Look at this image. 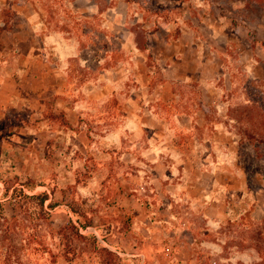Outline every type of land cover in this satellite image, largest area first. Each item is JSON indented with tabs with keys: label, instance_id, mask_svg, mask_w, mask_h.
Segmentation results:
<instances>
[{
	"label": "rangeland",
	"instance_id": "obj_1",
	"mask_svg": "<svg viewBox=\"0 0 264 264\" xmlns=\"http://www.w3.org/2000/svg\"><path fill=\"white\" fill-rule=\"evenodd\" d=\"M35 1L48 10L49 0ZM127 1L125 18L117 0H96L99 31L92 21L89 36L67 38L52 13L35 26L19 12L25 0H0V177L55 202L38 233L56 260L29 248L28 264H106L88 239L65 254L69 220L88 224L82 232L115 254L112 264H264V3L199 0L233 36H219L206 75L167 85L153 53L166 9ZM55 2L73 11L71 25L91 8ZM130 112H149L146 124ZM201 170L206 181L218 170L217 188L197 181Z\"/></svg>",
	"mask_w": 264,
	"mask_h": 264
},
{
	"label": "crops",
	"instance_id": "obj_2",
	"mask_svg": "<svg viewBox=\"0 0 264 264\" xmlns=\"http://www.w3.org/2000/svg\"><path fill=\"white\" fill-rule=\"evenodd\" d=\"M25 1V4L21 5L22 9H20L19 11L24 17L25 22L31 23L35 26L45 24L47 22L45 14L46 12H50L53 15V18L51 16V24L55 31L59 32L62 30L61 27L57 25L58 22L64 24V27L72 26L70 23H68L69 20L72 19L68 17V14H73L74 16V13L72 10L68 9L65 4H59L58 7L57 3L52 4V2H50V4L48 5L49 8L47 10L43 6H38L35 0H33V3L27 0ZM82 1L91 3V8L87 11L83 10V12H87V14L75 13L77 20L78 17H80L79 19L82 21L83 27H87L89 31L92 30L91 27L94 28L91 24V22L93 21L95 22L97 31H99V28L101 26L100 19L99 16L95 13L105 14V6L99 8L96 0H94L93 2H90L91 0ZM152 1L156 5L155 7L164 8L167 12V15H164L162 19L158 21V27L160 28L159 32H161V35L163 36L162 38L157 36L161 39L156 46H153L155 59L157 60V63L159 64L161 69L164 71V75L166 78L163 84L171 85L177 82H186L190 79H194V77L206 75L207 72L205 62L207 65V60H209V62L211 63L212 60L216 61L218 59V51L216 50V45L218 44L219 36L224 42L227 41L233 36L232 28L234 26L230 25L229 28L231 30H229L227 27L228 23H226L222 16H219V14L217 13V9H208V7L205 4L201 3L199 0H195V2L184 3L182 7L181 5H179L180 8L171 7L174 4V0ZM111 8L112 7L109 6L108 10L114 13L115 9ZM128 8L129 2L127 0H117V15L121 13L126 18ZM179 10L181 14H179L178 18H173L171 14L174 11L176 12ZM58 14H60V17H58ZM120 23V21H117V27L120 25ZM111 25H113V22L110 20V26ZM177 28L180 29L178 33H176L175 31ZM222 28H226L224 29L225 32H222ZM195 29H200L201 31H195ZM62 33L67 38L71 37L68 30H62ZM96 42L98 41H92V43L94 44ZM125 43L126 42L123 41V46ZM89 44L90 42L88 43V45ZM148 113L149 112H146L145 116L142 117L140 115H137V117H135V113L132 114V112H130L128 117L130 118L131 122L142 121L143 124H146V120H148L149 118ZM182 115H185V113L178 114V118L185 122L188 121V119H186V117H183ZM186 115L187 117L191 118V115ZM187 168V170H189V167ZM194 171L195 173H197L196 171L198 170ZM200 173L209 174V171H199V178H197V181H200L202 183V181L206 180L201 179ZM218 173V170H213V172L211 173L212 176L211 178H209L211 181H206L207 184H209V182H213V188L218 187ZM227 180L228 179H225V181ZM197 181L195 180L196 185H194V183H190L189 185H185V187L182 183V188L193 189L198 186Z\"/></svg>",
	"mask_w": 264,
	"mask_h": 264
},
{
	"label": "trees",
	"instance_id": "obj_3",
	"mask_svg": "<svg viewBox=\"0 0 264 264\" xmlns=\"http://www.w3.org/2000/svg\"><path fill=\"white\" fill-rule=\"evenodd\" d=\"M50 2L56 3L55 0H49ZM261 3H264V0H261ZM60 27L62 30H68L70 34L82 37L90 35H88L89 29L86 25V28L83 27L80 19L74 18L72 26L64 27L62 24ZM79 28L85 30V34L78 33ZM88 43L86 42V44ZM245 115V113L241 114L243 118ZM251 120L255 123L253 117ZM0 181L3 183V187H0V264H28L29 259L23 253L29 248L41 252L48 251L51 261L54 262L56 255L51 250L49 242L38 233L39 229L49 226L51 221L55 202L48 201L51 198L50 193L47 191L28 192L25 186L31 185L30 183H17V181H11L4 177H0ZM7 204L11 205L10 213H7ZM71 210L81 215V211L74 204L71 205ZM87 225L79 226L69 220L61 227L60 232L65 240L63 251L68 255L73 241L84 242L88 239L90 241L88 244L93 247L95 252L108 256L105 260L106 264H112L115 254L107 247L100 245L94 235H86L82 232L81 227Z\"/></svg>",
	"mask_w": 264,
	"mask_h": 264
}]
</instances>
